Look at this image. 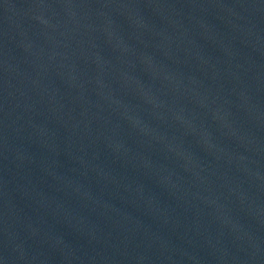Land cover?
Returning a JSON list of instances; mask_svg holds the SVG:
<instances>
[{
	"label": "water",
	"instance_id": "95a60500",
	"mask_svg": "<svg viewBox=\"0 0 264 264\" xmlns=\"http://www.w3.org/2000/svg\"><path fill=\"white\" fill-rule=\"evenodd\" d=\"M0 264H264V0H0Z\"/></svg>",
	"mask_w": 264,
	"mask_h": 264
}]
</instances>
